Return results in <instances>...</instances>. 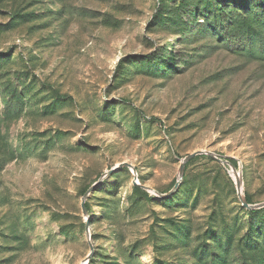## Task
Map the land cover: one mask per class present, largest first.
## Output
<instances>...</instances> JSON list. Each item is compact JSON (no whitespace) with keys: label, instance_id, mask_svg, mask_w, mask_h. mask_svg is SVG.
<instances>
[{"label":"rangeland","instance_id":"1","mask_svg":"<svg viewBox=\"0 0 264 264\" xmlns=\"http://www.w3.org/2000/svg\"><path fill=\"white\" fill-rule=\"evenodd\" d=\"M85 261L264 264V0H0V264Z\"/></svg>","mask_w":264,"mask_h":264},{"label":"water","instance_id":"2","mask_svg":"<svg viewBox=\"0 0 264 264\" xmlns=\"http://www.w3.org/2000/svg\"><path fill=\"white\" fill-rule=\"evenodd\" d=\"M201 154H203V152H198V153H194V154H192V155H189V156L184 160V162L181 164V167H180V170H179V175H182V174H183L184 169H185V166H186V163H188L189 161L193 160L196 156L201 155ZM237 188H238V190L240 189V184H239V182H237ZM240 197H241V199L243 200L244 206H246V207H250V206L245 202V200L243 199V197L241 196V194H240ZM91 256H92V255L90 254L89 257H88V259H87L86 261H89L90 258H91ZM86 261H85L84 263H86Z\"/></svg>","mask_w":264,"mask_h":264},{"label":"bare ground","instance_id":"3","mask_svg":"<svg viewBox=\"0 0 264 264\" xmlns=\"http://www.w3.org/2000/svg\"><path fill=\"white\" fill-rule=\"evenodd\" d=\"M82 264H87V263H82Z\"/></svg>","mask_w":264,"mask_h":264},{"label":"trees","instance_id":"4","mask_svg":"<svg viewBox=\"0 0 264 264\" xmlns=\"http://www.w3.org/2000/svg\"><path fill=\"white\" fill-rule=\"evenodd\" d=\"M154 120V119H153Z\"/></svg>","mask_w":264,"mask_h":264}]
</instances>
